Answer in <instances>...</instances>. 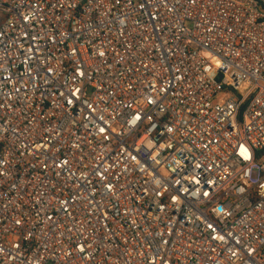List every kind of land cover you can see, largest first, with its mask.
Returning <instances> with one entry per match:
<instances>
[{
    "label": "built area",
    "instance_id": "2783aa9c",
    "mask_svg": "<svg viewBox=\"0 0 264 264\" xmlns=\"http://www.w3.org/2000/svg\"><path fill=\"white\" fill-rule=\"evenodd\" d=\"M0 264H264V0H0Z\"/></svg>",
    "mask_w": 264,
    "mask_h": 264
}]
</instances>
